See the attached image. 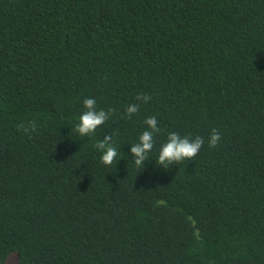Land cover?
<instances>
[{
  "label": "trees",
  "instance_id": "1",
  "mask_svg": "<svg viewBox=\"0 0 264 264\" xmlns=\"http://www.w3.org/2000/svg\"><path fill=\"white\" fill-rule=\"evenodd\" d=\"M85 97L112 114L78 137ZM153 115L137 167L130 144ZM169 131L205 144L165 170ZM105 135L117 165L100 162ZM13 254L264 264V0H0V264Z\"/></svg>",
  "mask_w": 264,
  "mask_h": 264
},
{
  "label": "clouds",
  "instance_id": "2",
  "mask_svg": "<svg viewBox=\"0 0 264 264\" xmlns=\"http://www.w3.org/2000/svg\"><path fill=\"white\" fill-rule=\"evenodd\" d=\"M141 103H147L151 97L148 95H138L136 97ZM83 111L75 124V131L78 137H91L96 130L105 124L111 117L112 110L97 108V101L94 97H85L82 101ZM138 103L129 104L125 111L130 117L139 111ZM145 129L142 131L135 143L130 144V153L134 164L137 167H146L149 155L155 144V137L160 133L161 128L155 115L149 116L144 120ZM72 131V129H71ZM221 140L218 130L213 129L207 138L208 146L215 147ZM205 144V138L188 135L182 136L177 131H169L166 140L161 143L155 165L168 170L173 165H178L181 161L194 160ZM95 147L101 152L100 162L103 165L111 166L122 158L117 146L113 143L111 135H105L103 139L97 141Z\"/></svg>",
  "mask_w": 264,
  "mask_h": 264
},
{
  "label": "rangeland",
  "instance_id": "3",
  "mask_svg": "<svg viewBox=\"0 0 264 264\" xmlns=\"http://www.w3.org/2000/svg\"><path fill=\"white\" fill-rule=\"evenodd\" d=\"M16 261H17V254H13L12 256H10L8 264Z\"/></svg>",
  "mask_w": 264,
  "mask_h": 264
}]
</instances>
